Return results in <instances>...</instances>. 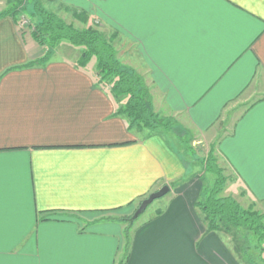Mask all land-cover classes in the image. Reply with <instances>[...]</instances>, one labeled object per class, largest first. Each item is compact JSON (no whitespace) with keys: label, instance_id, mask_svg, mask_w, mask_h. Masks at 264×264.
Here are the masks:
<instances>
[{"label":"crops","instance_id":"0c3cea01","mask_svg":"<svg viewBox=\"0 0 264 264\" xmlns=\"http://www.w3.org/2000/svg\"><path fill=\"white\" fill-rule=\"evenodd\" d=\"M61 1L69 22L109 32L155 112L210 143L222 194L264 211V0ZM46 51L0 17V264H242L196 206L202 185L174 124L130 126L81 49L37 62ZM164 185L150 219L111 217Z\"/></svg>","mask_w":264,"mask_h":264},{"label":"trees","instance_id":"16d2710c","mask_svg":"<svg viewBox=\"0 0 264 264\" xmlns=\"http://www.w3.org/2000/svg\"><path fill=\"white\" fill-rule=\"evenodd\" d=\"M26 10L30 12L28 16L31 34L39 44L47 48L46 54L37 62L47 61L54 48L61 42L68 41L81 49L80 64L85 66L95 57L99 81L109 85L112 93L124 100L121 111L128 116L130 126L143 127L154 132L171 129V120L154 111L149 88L142 76L118 58L112 38L99 31L97 26L76 27L46 7L42 0H30L24 11ZM20 11L17 6L7 8L0 12V17L12 14L18 21ZM84 16L85 14L80 17ZM202 165V174H199L202 176V189L196 206L202 210L208 228L225 231L227 234L246 229L257 235L258 241L264 240V211L252 206L244 207L233 196L222 194L227 177L213 152L202 160ZM205 173L215 175L212 186L203 179ZM121 220L126 221V218ZM234 238L237 239V236L234 235Z\"/></svg>","mask_w":264,"mask_h":264},{"label":"rangeland","instance_id":"374dc122","mask_svg":"<svg viewBox=\"0 0 264 264\" xmlns=\"http://www.w3.org/2000/svg\"><path fill=\"white\" fill-rule=\"evenodd\" d=\"M44 5L48 7L49 9L57 12L60 16H62L64 19H66L68 22L72 20L73 18V13H72V8L70 5H66V3L62 2L61 0H42ZM28 3L30 4V0H15V6H17L21 11V14H25L28 18V14L30 12L28 10L24 11V9L27 8ZM19 13V14H20ZM76 27L79 28L77 24H75ZM91 26L96 27V25L91 24ZM98 30L108 34L109 32L103 28L102 25L97 26ZM30 26L28 27H23L22 30L26 32H31ZM63 45H70L74 48H78L76 46L71 45L68 41H63L61 42L58 47H61ZM89 65H96V59L95 57L91 59V61L88 63ZM168 118V117H167ZM171 120V127L175 128L171 129L175 136V138H179L182 143L187 147L188 153H190V159L192 160L191 162V177L196 178V181L199 182V184L202 185V176L199 174H202V160L207 157L209 153L212 152V147L208 141H205L204 139L199 142L201 139L200 136H198L196 133L187 130L186 128H183V126L179 125V121L176 118H169ZM165 130H162L164 132ZM170 131V130H169ZM171 139L173 140L172 136H170ZM184 156L187 158L189 161L188 155L186 153L182 152ZM190 163V162H189ZM203 179H205L206 183L209 186H212L215 175L211 173H205L203 175ZM175 184H172V188H174ZM161 198V197H160ZM160 198L155 199L147 208L144 212H142L138 217L135 218V213L136 210L139 206V202H137L133 207L127 209L128 214L122 215L118 217V212H112L111 217H117V218H126V226L130 229L132 228V223L134 225L141 224L147 219H150L154 215H156V209L159 208L160 204ZM121 214V213H120ZM97 215V214H95ZM207 224V223H206ZM208 225V224H207ZM223 233L226 234V236L229 238L230 244H232L233 250L238 251L239 254L242 255V264H264V240L258 241L257 235L253 234L252 232L246 230V229H240L237 230L236 232L232 234H227L225 231H222ZM129 233V231H128ZM234 235L237 236V239L234 238ZM129 237H127V245L129 244ZM234 239H236L234 241ZM238 249H237V248Z\"/></svg>","mask_w":264,"mask_h":264},{"label":"water","instance_id":"95a60500","mask_svg":"<svg viewBox=\"0 0 264 264\" xmlns=\"http://www.w3.org/2000/svg\"><path fill=\"white\" fill-rule=\"evenodd\" d=\"M170 191L169 185H164L160 189L151 192L147 197H145L139 204L135 217L139 216L142 212L146 210V208L157 198H160L167 194Z\"/></svg>","mask_w":264,"mask_h":264},{"label":"built area","instance_id":"2783aa9c","mask_svg":"<svg viewBox=\"0 0 264 264\" xmlns=\"http://www.w3.org/2000/svg\"><path fill=\"white\" fill-rule=\"evenodd\" d=\"M18 25L20 26V28L28 27L30 25V19L25 14H20Z\"/></svg>","mask_w":264,"mask_h":264}]
</instances>
